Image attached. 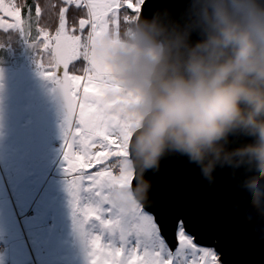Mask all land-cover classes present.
Masks as SVG:
<instances>
[{"label":"snow or ice","instance_id":"1","mask_svg":"<svg viewBox=\"0 0 264 264\" xmlns=\"http://www.w3.org/2000/svg\"><path fill=\"white\" fill-rule=\"evenodd\" d=\"M145 5L146 0H0V33L17 32L40 51L42 74L63 98L64 171L88 264H222L185 214H161L131 191L136 173L129 165L127 106L133 99L99 50L122 22L147 13ZM80 60L84 67L77 69Z\"/></svg>","mask_w":264,"mask_h":264},{"label":"rangeland","instance_id":"2","mask_svg":"<svg viewBox=\"0 0 264 264\" xmlns=\"http://www.w3.org/2000/svg\"><path fill=\"white\" fill-rule=\"evenodd\" d=\"M3 36L11 41L18 35ZM120 36L142 46L110 34L99 51L133 99L127 106L131 140L146 114L144 92L126 78L125 69L129 63L139 64L152 79L163 47L147 39V44L141 42L142 34ZM22 51L9 68L0 69V264H88V249L74 222L69 177L64 171V101L56 85L42 74V54L34 57L26 55L25 48ZM81 64L84 67L82 60ZM129 165L135 170L131 157ZM89 229L96 231L91 225Z\"/></svg>","mask_w":264,"mask_h":264},{"label":"water","instance_id":"3","mask_svg":"<svg viewBox=\"0 0 264 264\" xmlns=\"http://www.w3.org/2000/svg\"><path fill=\"white\" fill-rule=\"evenodd\" d=\"M145 9L137 29L151 44L163 47L152 75L155 80L158 75L187 77L193 57L207 55L197 45L218 34L221 15L245 27L253 17H264V0H146ZM229 55L231 50L224 49L221 59ZM146 120L147 116L129 143L136 198L151 200L166 216L174 211L185 214L201 240L220 253L223 264H264V161L249 149L257 137L243 128L229 132L220 141L224 150L207 178L187 156L171 150L161 160L159 172L142 174L134 138ZM253 181L256 188L251 187Z\"/></svg>","mask_w":264,"mask_h":264},{"label":"clouds","instance_id":"4","mask_svg":"<svg viewBox=\"0 0 264 264\" xmlns=\"http://www.w3.org/2000/svg\"><path fill=\"white\" fill-rule=\"evenodd\" d=\"M197 48L207 55L193 57L187 77L152 80L139 64L125 69L126 78L144 92L146 125L134 138L142 174L159 172L171 150L187 156L207 178L224 150L220 141L237 128L257 137L249 149L264 161V17L240 27L221 15L218 34ZM224 49L231 50L227 59H221ZM251 187H257L255 181Z\"/></svg>","mask_w":264,"mask_h":264},{"label":"trees","instance_id":"5","mask_svg":"<svg viewBox=\"0 0 264 264\" xmlns=\"http://www.w3.org/2000/svg\"><path fill=\"white\" fill-rule=\"evenodd\" d=\"M139 16V15H138ZM138 16L129 19L127 22H122L118 28L114 29L111 34H128V33H134V34H140L137 29V19ZM55 25L53 24L52 30L54 31ZM2 34V35H1ZM3 34L0 33V69H7L11 66V63L14 59L17 57H21V53L23 52V48H25V51L27 52L26 55L34 56L41 54L38 49H36L29 41L24 42L26 40L21 34L17 32H10L6 34H17L18 36L11 41L5 40ZM86 34V32H85ZM41 58V57H40ZM79 63V64H78ZM77 69H82L83 65L81 64V60L75 62ZM81 73V71H77L76 74Z\"/></svg>","mask_w":264,"mask_h":264},{"label":"bare ground","instance_id":"6","mask_svg":"<svg viewBox=\"0 0 264 264\" xmlns=\"http://www.w3.org/2000/svg\"><path fill=\"white\" fill-rule=\"evenodd\" d=\"M6 34V33H5ZM111 36H112V38H117L118 40H120V41H122V42H126V43H131V44H133V45H136V46H142L138 41H136V40H134V39H130V38H126L125 37V40H123V38L120 36V34H111ZM141 42H144V43H146L147 44V42H146V38L145 39H143V40H141ZM135 51H140V50H135ZM51 86V85H50ZM32 212L30 213H28V215L29 216H32Z\"/></svg>","mask_w":264,"mask_h":264}]
</instances>
